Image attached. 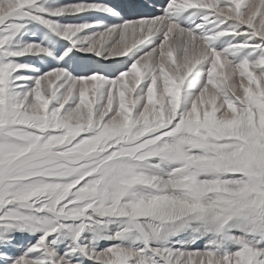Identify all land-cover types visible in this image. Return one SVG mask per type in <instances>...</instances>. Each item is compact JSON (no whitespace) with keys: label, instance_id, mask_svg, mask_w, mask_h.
<instances>
[{"label":"snow or ice","instance_id":"1","mask_svg":"<svg viewBox=\"0 0 264 264\" xmlns=\"http://www.w3.org/2000/svg\"><path fill=\"white\" fill-rule=\"evenodd\" d=\"M0 264H264V0H0Z\"/></svg>","mask_w":264,"mask_h":264},{"label":"bare ground","instance_id":"2","mask_svg":"<svg viewBox=\"0 0 264 264\" xmlns=\"http://www.w3.org/2000/svg\"><path fill=\"white\" fill-rule=\"evenodd\" d=\"M140 1L142 0H113V2H118V3H121V2H124V4H133V3H140ZM162 0L159 1V3H161ZM255 3H259V0H254ZM163 3V2H162ZM155 14H159L158 13V10H153ZM120 59H123V58H120Z\"/></svg>","mask_w":264,"mask_h":264},{"label":"rangeland","instance_id":"3","mask_svg":"<svg viewBox=\"0 0 264 264\" xmlns=\"http://www.w3.org/2000/svg\"><path fill=\"white\" fill-rule=\"evenodd\" d=\"M70 2H71V0H70ZM258 4V3H257ZM116 59H120V58H116ZM123 59H126V58H123Z\"/></svg>","mask_w":264,"mask_h":264}]
</instances>
